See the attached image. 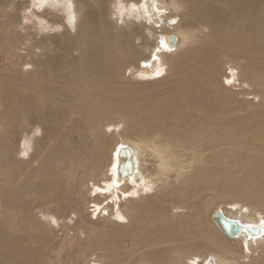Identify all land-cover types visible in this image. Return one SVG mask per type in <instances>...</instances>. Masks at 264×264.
Masks as SVG:
<instances>
[{"label":"bare ground","instance_id":"obj_1","mask_svg":"<svg viewBox=\"0 0 264 264\" xmlns=\"http://www.w3.org/2000/svg\"><path fill=\"white\" fill-rule=\"evenodd\" d=\"M34 2L42 10L39 14L46 16L57 14L49 9L51 4H60V0ZM62 4L75 22L73 39L80 52L78 60L67 65L66 70L56 63V55L55 60L52 56L40 58L35 49L42 44L39 39H30L22 52L11 35L14 17L7 12L8 5L0 10V113L8 116L6 121L2 117L0 126L7 125L10 142L19 141L24 134L23 153L29 155L40 139L32 142L25 126L42 116L47 122L46 137L56 138L58 145L65 146L57 157L49 153L54 162L43 161L36 177L0 173V264H53L47 257L48 245L41 243L39 233L22 223L20 215L27 210L25 200L42 194L51 200L56 188L60 193L67 189L73 193L78 189V176L95 177L101 173L107 181L104 190L112 193L116 203L122 199L121 192L124 202L133 197L137 201L149 200L148 204H132L125 209L133 221L126 234L131 253L140 252L156 264H167L171 259L173 264H182L190 252L206 248L210 252L200 264L210 259L213 264H233L238 252L229 247V240L220 241L215 225L209 226L206 221L204 195L207 190L215 193L236 189L231 203L242 200L264 209V0H140L137 9L143 14L141 24L157 34L148 55L134 45L124 48L123 40L105 23L97 25L92 12L79 20L77 0ZM132 5L127 2L123 10L119 2L114 3L112 14L125 22H138L141 17ZM181 7L186 8L196 27L208 29L203 39H197L190 29H178L179 17L168 15L170 10L177 12ZM143 35L148 42L150 35ZM171 35L176 37L174 45ZM130 54L149 77L154 72L161 73L166 58H171L174 73L166 80L163 77L168 86L165 94L152 96L139 105L127 102V88L119 78L125 74ZM27 57L32 62H27ZM235 63L243 71L228 76L231 83L224 85L222 71ZM131 69L136 68L132 65ZM252 96L258 105L252 103ZM105 114L112 117L111 121L103 117ZM122 121L128 123L123 131ZM105 126L114 128L111 135L124 133L133 137L116 142L107 172L104 164L111 140L103 130ZM64 128L68 129L63 138ZM126 160L131 165L125 176L119 167ZM187 162L198 165L191 174H186ZM172 176L176 178L174 184ZM163 180L165 190L159 194L154 185L158 187ZM129 182L135 187L132 194ZM242 185L253 190H238ZM94 207L95 211L100 208L99 204ZM239 208L237 212L218 211L243 226H260L262 230L261 234L251 235L242 228L234 241L241 240L247 248L264 246L263 211L252 214L244 206ZM213 222L218 227L214 219Z\"/></svg>","mask_w":264,"mask_h":264},{"label":"rangeland","instance_id":"obj_2","mask_svg":"<svg viewBox=\"0 0 264 264\" xmlns=\"http://www.w3.org/2000/svg\"><path fill=\"white\" fill-rule=\"evenodd\" d=\"M65 1L66 0H60V4L57 2H55V4H51V8L49 9H52V12L56 11L57 14L46 16L39 14L42 10L39 11L37 9L34 0H0V10H2L4 5H8L7 12L11 13L12 17H14L11 21V35H14V40L16 39V42L22 47V52H25L28 48L30 39H39L42 41V44L35 47V49L39 53L40 58L46 59L49 56H52L54 59V56L56 55V63L61 64L62 66H60L63 67L64 70L67 69L66 66L71 64V62L73 64L78 60L80 53L75 43V39H73V36L76 34L75 32H77V28L75 27L74 20H71L70 18V14L68 13L69 9L66 10L67 7L64 8V5L62 4V2ZM118 2L121 9L124 8L123 10L126 9L124 5L127 2H131L134 5L139 4L136 7H134V5L132 6L136 11L138 10L137 12L139 13V17H141L140 15L143 17V14H140L139 9H137V7L141 6L140 0H100V2L98 1L97 3L94 0H77V8L80 13L79 20H81L87 12H92L97 21V25L105 23L108 29H111L118 38L123 40L124 48L134 45L140 52L148 55V53L152 51L151 46L156 43L157 34L144 28L145 25L141 24L143 22L142 17L138 22L134 23H130L129 21L125 22L122 19L119 20L117 16L112 14L114 12V3L117 4ZM24 9L28 13V16L26 15ZM185 10L186 8L184 7H181L177 12L170 10L168 15L171 17H179V25L177 26L178 29H190L195 33V35H197V39H203L206 36L208 29H206L205 26L196 27L192 19L190 20V18H188L187 10ZM36 11H38V13H36ZM179 12H181L182 15H180L181 13L179 14ZM25 16L27 18H25ZM190 21H192L193 24ZM70 22H72V24L74 23L72 27ZM52 26H57L59 29L57 28L56 30H53L51 29ZM37 29L38 31L35 32ZM143 34L150 35L148 42H145L146 40L144 39ZM27 35L28 38L26 37L25 39L23 36ZM129 53L130 52L127 51V54ZM63 56L65 58H62ZM170 59V57L166 58V65L163 66V68L161 67L159 70H162L161 73L157 74L154 72L155 74L152 73L149 77L147 73L142 70V68H139L138 61L133 60V57H131L130 54L128 58L130 62L126 65L125 74L119 78L122 85H126L127 102L132 101L134 104L139 105L148 101L152 96L157 97L156 95H161V93L162 95L165 94L168 90V86L165 85L166 81L163 80V77L166 80V78L172 76L174 73V66ZM26 61L32 62V58L27 57ZM26 61L23 60L22 62L25 63ZM229 64L232 63L229 62ZM132 65L133 68L135 67L137 70H130ZM31 66L32 65H30V67ZM27 67L28 66H25V68ZM232 68L227 69V67H225L222 71L223 75L221 78L224 85L229 86L231 83L230 81H227L228 76L231 75L230 77H232L233 73L239 74L241 69L243 71V68L239 67L237 63H235V66ZM154 86L157 87L154 89ZM234 92L236 94L239 93L238 90H234ZM238 97L239 99L243 98L242 94ZM252 98V103L258 105L259 103L257 100H254L253 96ZM2 117L5 118V121L8 118L6 114L4 117V115L0 113V123L3 120ZM103 117H106L107 119L110 118L109 121L112 119V117L108 116V114H105ZM113 121L119 120L115 119ZM104 123L105 122H103V124ZM46 125L47 122L42 116H38L35 121H30L26 124V129L24 131L28 133V136H31L32 142H36L38 138L40 139L37 143L33 144L31 150L29 151V155L23 153L25 152L24 134L22 133L20 135L21 138H19V141L10 142L7 138V125L0 126V130L2 131H0V136H2L0 139V173L8 171L15 175L19 174L20 176H27L32 174L36 177L39 173L40 164L48 162L49 160L54 162L53 158L57 157V155L61 152L64 144L60 146L58 145L56 138H51L52 141H50L51 139L46 137ZM121 126L123 131L128 127V123L126 121H122ZM105 128L106 126L103 127V130L106 134H108L106 135L108 140H111V148L107 150L109 155L104 164V171L107 172V169L110 166L111 152L116 142L122 137L131 138L132 136L125 135L124 133H122L121 136L111 135L114 128ZM67 129L68 128H64L62 130L63 133L61 132V134H63V138ZM49 153L53 158H50ZM61 165L63 164L61 163ZM196 167H198V165L195 162H187L186 174H191L197 169ZM102 176H104L102 173L95 177L88 175L86 177L83 176L79 178L78 176L76 178L78 180L75 181V184H78V189H76L73 193L68 189L67 191H62L60 193V189L56 188L51 194L52 199L55 198L53 200H50L45 197L47 195L43 194L38 196H28L24 202L27 210L21 214L22 216L20 215L22 223L24 222L23 224H25V228H30L31 230H34V232L39 233L38 235L40 236L41 243L43 242V245H48L47 249L49 252L47 253V257L52 258L51 260L53 261V264H143L146 262L147 264H156L143 258V255L140 254V252L131 253L132 251L130 248L132 246L129 244V237L126 236L133 221L127 215L125 209H130L132 206H140L144 203L148 204L149 200L143 199L137 201L135 200L137 198L133 197L134 199L130 202H124V195L121 192L122 199L116 203L112 193L104 190V186L107 181L105 176ZM171 182L172 184L176 182L175 176H172ZM221 182L227 184V181L224 179H222ZM164 183L165 181L163 180L159 182L158 187L157 183L154 185L158 189L159 194L165 190L163 189ZM128 186L130 187L132 194V192L135 191V187L133 184H130V182ZM242 186L238 190H253L251 186ZM124 190L125 188H123L122 191ZM235 190L236 189L230 188L229 191H223V189H221V191H216L215 193L214 191L208 190L205 192V195L208 196L205 198L206 196L204 195V202H207L206 205L208 208L206 221L209 223V226H211L210 223L215 225H213L215 227L214 232L216 234L219 233L220 238L222 237V239H220L219 236H217L220 241L223 239L225 241L226 239L228 242L229 240V247L238 252L233 264L264 263V246L258 245V247L251 246L250 248H247L241 240L234 241L233 238H227L213 222L212 216L214 212L218 210L237 212L240 210L239 207L244 206L245 210H249V213L256 214V211H263L264 213L262 206H257L252 202L246 203L242 200H236L240 203H236L237 205L231 203L233 199H235V195L232 194V191ZM63 192L65 193L63 194ZM144 192L145 194L147 193L146 191ZM254 192L257 191L254 190ZM58 193H60V195H58ZM94 204H99L100 208L97 209V211H95ZM205 249L206 248L195 250L196 252L193 251V253L190 252L188 254L190 257L184 259L182 264H192L194 261H197L198 264H200L206 261L207 254L210 252V249ZM52 250L53 252H51ZM110 252H112V255H110ZM194 253H198L199 255H193ZM109 256L111 258H109ZM173 263L174 261L171 259V261H168L167 264Z\"/></svg>","mask_w":264,"mask_h":264},{"label":"water","instance_id":"obj_3","mask_svg":"<svg viewBox=\"0 0 264 264\" xmlns=\"http://www.w3.org/2000/svg\"><path fill=\"white\" fill-rule=\"evenodd\" d=\"M170 42L172 45L176 43V37L175 35L170 36ZM121 153L124 155L123 150H120ZM130 161L126 160V162L122 163L119 167L121 173L126 176L127 173L130 172L128 169H130ZM129 166V167H128ZM213 219L217 222L218 227L220 230L228 237L233 238L239 235V233L242 231V228H245L246 231L251 235H257L261 234V227L258 226L252 227V226H243L239 224L236 220H232L230 218H227L221 211H216L213 214ZM207 264H213V260L210 259Z\"/></svg>","mask_w":264,"mask_h":264}]
</instances>
